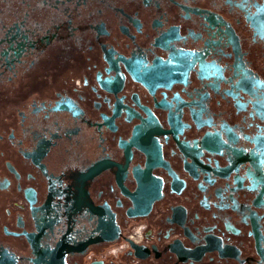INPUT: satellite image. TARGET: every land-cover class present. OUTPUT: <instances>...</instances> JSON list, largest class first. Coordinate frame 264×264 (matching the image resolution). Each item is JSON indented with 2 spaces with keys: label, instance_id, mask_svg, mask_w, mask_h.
<instances>
[{
  "label": "flooded vegetation",
  "instance_id": "af4514ba",
  "mask_svg": "<svg viewBox=\"0 0 264 264\" xmlns=\"http://www.w3.org/2000/svg\"><path fill=\"white\" fill-rule=\"evenodd\" d=\"M0 264H264V0H0Z\"/></svg>",
  "mask_w": 264,
  "mask_h": 264
}]
</instances>
